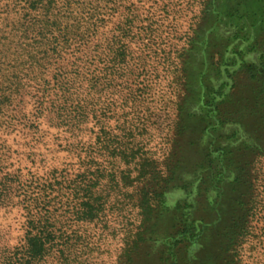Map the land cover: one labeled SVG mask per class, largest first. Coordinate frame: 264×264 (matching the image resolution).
Here are the masks:
<instances>
[{"label":"rangeland","instance_id":"rangeland-1","mask_svg":"<svg viewBox=\"0 0 264 264\" xmlns=\"http://www.w3.org/2000/svg\"><path fill=\"white\" fill-rule=\"evenodd\" d=\"M212 1L57 0L52 16L60 24L43 43L38 20L44 17L14 0H0V81L18 89L2 119L15 115L19 121L0 130L5 195L0 198V264L24 244L29 202L41 207V201L55 211V226L64 225L55 241L66 244L71 264H264V91L254 76L263 51L252 44L261 25L255 18L239 33L232 19L215 18ZM218 7V13L231 15L229 0H218ZM200 33L204 43L225 39L220 72L203 64L209 48L200 42L195 50L187 47ZM231 57L234 62L227 61ZM101 59H113L102 70L101 87L74 85L65 98L55 89L56 75L77 71L89 79L101 69ZM42 67L49 82L34 85L35 69ZM191 67L199 69L195 77L189 75ZM209 84L218 101L229 96L219 112L206 96L201 99ZM257 88L263 91L261 101ZM45 89L50 94L40 115L36 107ZM81 99L89 101V122L76 141L93 147L100 137V167L115 175L114 181L104 178L99 192L105 210L91 222H75L70 215L78 200L67 185H74L78 151L69 152L66 145L73 138L52 122L53 101L71 105ZM36 121L38 127H31ZM135 139L143 150L136 168L126 158L131 146H138ZM61 167L62 175L53 177L51 170ZM125 176L129 179L122 183ZM145 194L151 206H142L147 209L141 218L136 198L141 202ZM238 198L245 203L253 198L257 205L249 239L229 248L221 228L241 206ZM177 203L187 205L180 212L195 205L193 234L177 232ZM204 225L215 231L202 230ZM130 236L133 242L125 243ZM44 264L63 262L48 255Z\"/></svg>","mask_w":264,"mask_h":264},{"label":"trees","instance_id":"trees-1","mask_svg":"<svg viewBox=\"0 0 264 264\" xmlns=\"http://www.w3.org/2000/svg\"><path fill=\"white\" fill-rule=\"evenodd\" d=\"M218 0H213L212 5L213 9L212 11L215 13V18L219 21H221L224 16L227 17L226 21L229 19H232V21L236 22V24L239 26V33H242L244 30V25L247 21H251V23L254 22L255 18H258L260 20L259 27V34L258 36H255L253 39L252 44H257L258 47L263 51L260 56V68L254 69V76L258 77V81L261 82V85L258 87L263 88L264 91V39L260 40L262 35L264 34V13L262 15L259 13L260 9L264 8L262 7V3L264 0H229V6L231 8V15L224 14V12H219L220 8L218 7L215 9V3ZM222 3L225 2V0H220ZM14 3L24 4L26 6V9H30L36 14H39L40 17H44L43 19L38 20V25L41 30V39L43 40V43H46L45 40L49 39L48 35L51 33H54L57 31L55 28L60 24L59 19H57L56 15L52 16V11L56 9L57 7V0H14ZM227 7L224 6L223 9H226ZM223 11V10H222ZM211 13L209 11L206 12V22H208L210 18ZM222 16V17H221ZM51 17H53L51 19ZM215 20V19H213ZM243 20L244 23L240 24L239 21ZM205 37V36H204ZM55 38V36H53ZM201 33L196 35L194 34L193 38H190L189 42L187 43L188 48H197L196 42H200L202 44V47L209 48L210 51H208V55L206 56L205 60H203V64L205 62V65L207 66L211 65L214 66V68L220 72L222 64H224L226 61L223 60L222 56V49L225 47L224 40L220 42V40L217 41H207L204 43L200 41ZM68 39V35H67ZM227 40L230 41V38ZM251 46V45H250ZM234 62V57L227 58V61L231 60ZM111 61H105L104 59H101L99 62L103 63L101 69L98 71L96 75H94L91 78L83 77L79 72L72 71V73L65 74L64 72L60 73V75H56L55 77V89L58 90V92L62 95V97L65 98L66 94H72L71 89L74 87V85H78V88L81 89H95L96 87L102 85V81L105 77V75L102 74V70L105 68L107 69L108 66H106L107 63H111ZM209 64V65H208ZM245 66H252L248 63V65L245 63ZM240 69V67H239ZM251 69V67H250ZM197 70H199L197 67H191L188 72L189 75H192L195 77L196 73H199ZM253 70V69H252ZM36 77L39 78L38 83H35L34 85L39 84H45L49 82L48 79V69L47 67H42L35 69ZM231 72L229 74L230 76L234 74ZM256 77V78H257ZM203 88H206L208 92L203 91V93L200 95L201 99H205L206 96L208 100L210 101V104L217 108L215 111L219 112V105L224 104L227 101L228 95H225V97L222 99V101H218L216 99L217 95H213L215 93V90L213 87L209 84L207 86H204ZM260 88H257V99L258 101L262 100V92ZM50 94L49 89H45L43 95V98L41 101H39V105H37V113H41L44 111L43 102L47 98V96ZM18 95V89L17 87H10L5 88V85L2 81H0V114L2 113V116L0 115V130L2 127L9 128L14 127V125L18 124L17 117L15 115L8 117V119H2L6 118V113H4L5 109L11 106V102L13 101L11 97H14ZM196 92L194 93V99L197 98ZM70 100V98H67ZM52 102H50L51 104ZM89 101L87 99H81L76 104H68V101L62 100L60 103H56V100L53 101L51 104V109L53 111V127H56L58 131H65L70 134L69 138H73L67 145L69 152L72 153V150L78 151L76 157L78 159V171L75 174L74 179V185L71 186L68 184V189H70L71 193L75 196V199L78 200L75 207H72L71 216L72 219L75 222H91L94 220H99L100 216L103 214L105 210V198L102 193L99 192V189H101V186L103 184L104 178H108L107 176H111L112 178L109 179L110 181L115 180V175L113 173H107L102 170L100 167V162L98 161V158H101V152H102V142L100 141V137H95L93 147H91L90 144H87L86 142H81V140L77 139L75 137H78L83 133V130L85 129L86 124L89 122L88 120V107ZM264 105V104H262ZM25 116V114H23ZM99 119H97L98 121ZM38 121V120H37ZM36 121V123H37ZM33 123L30 125L31 127H38L37 124ZM18 126V125H16ZM15 126V127H16ZM132 138H135V135H132ZM138 138V137H137ZM134 140V139H133ZM133 140L130 141L131 144H133ZM136 140V145L131 146V150L127 155V159L129 163L142 165L139 164V160L142 157L143 150L141 148V143L138 139ZM92 148L91 154L88 153L89 148ZM67 150V149H66ZM83 153V156L80 154ZM113 155H117L120 153H114ZM67 164V163H66ZM65 164V165H66ZM93 167V169H92ZM134 170V169H132ZM136 170V169H135ZM65 171V168L61 167L60 170L53 168L51 170L52 176L56 177L58 174L59 176L62 175V173ZM66 178V176H63ZM138 176L135 175L133 178L134 180ZM126 178L129 179L128 176H125L122 178H119L122 183L125 182ZM107 180V179H106ZM130 181H133V179H130ZM208 184L211 182V180L207 181ZM59 182H57L58 184ZM70 183V182H68ZM3 190L6 191L8 187L6 185H2ZM53 191V188L52 190ZM4 194L2 193V190H0V198ZM137 195V193H136ZM5 196V195H4ZM150 197H148V194H145L142 197V201L140 202V198L137 197V207L139 209V215L142 218V215H144V212L146 211V207L144 206H151L150 205ZM237 200L238 204L241 205L236 213L233 211L232 217L226 223L221 229L225 230V232L222 234L225 241H227L229 248L236 247L240 244H242L244 241L246 242L250 236V230H251V222L253 220L254 212L256 209L257 203L254 202V199L252 198L248 203H245L244 200L241 198L235 199ZM34 202H29L28 206L29 209H27V219H26V229L24 233V244L20 246V248H16L12 253L9 255V259L7 260L6 264H44L46 257L48 255H51L54 257L57 262L63 264H71V259L68 254V249L65 246L66 244H56V239L59 238V234L62 231L61 226H55V223H57L55 216V211L50 208V203L47 201H41V207H38V205L33 204ZM245 203V204H244ZM113 206V205H112ZM143 206V207H142ZM191 208L195 209V205L188 204ZM187 208V205H184L183 208H181V204L177 203L173 209L177 212L178 216L180 217L178 219V233H189L193 234L195 232V225L198 224L196 221H194L191 218L193 210H187L184 212H180L181 209ZM36 211L34 212L33 210ZM110 209V208H108ZM111 212V211H110ZM207 216H211L213 219H217V213L213 211H205ZM67 214L69 215V210L67 211ZM67 219V218H66ZM142 220V219H141ZM195 223V224H194ZM212 227L208 228V226L201 227L202 230L207 229L209 231H215L214 229H211ZM228 230V231H227ZM227 231V232H226ZM158 234L156 230L153 229L152 234ZM62 234V233H61ZM64 234H62L63 236ZM132 234L131 236H133ZM131 236L126 239L125 243L131 241L133 242ZM178 241V240H177ZM179 242V241H178ZM56 247V248H55ZM55 248V249H54ZM54 249V252L51 254L50 251ZM126 251V248L123 249L122 253Z\"/></svg>","mask_w":264,"mask_h":264}]
</instances>
